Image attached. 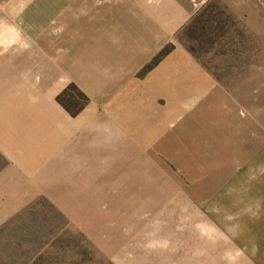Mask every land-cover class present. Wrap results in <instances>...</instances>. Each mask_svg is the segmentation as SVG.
Wrapping results in <instances>:
<instances>
[{
    "label": "crops",
    "instance_id": "1",
    "mask_svg": "<svg viewBox=\"0 0 264 264\" xmlns=\"http://www.w3.org/2000/svg\"><path fill=\"white\" fill-rule=\"evenodd\" d=\"M205 1L0 0V227L40 200L52 203L75 228H85L93 218L91 187L97 185L101 161L107 164V176H100L107 180L102 182L107 184V211L115 212L110 216H126L119 207L129 185L135 199L156 202L135 214L136 223L146 211L173 208L171 216L183 217L184 233L200 235L199 245L192 236L185 245H107L116 264H256L247 245H264L262 187L251 178L248 192H209L210 174L195 177L191 172L214 168L222 182L223 155L250 144V139L240 141V120L224 115L223 84L175 42ZM33 10H40V17ZM97 26L107 29L97 32ZM167 43L173 48L139 73ZM95 49L107 54L99 68L107 73L78 82L74 74L79 73L81 53ZM48 56L57 66L36 69ZM71 82L90 97L75 113L57 99ZM127 88L173 95L132 100L136 113L130 116L128 101L113 98ZM175 123L181 125L170 131ZM179 139L182 144L174 145ZM174 148L216 156L191 167L190 175L184 167L181 179V168L167 156ZM127 150L135 156L132 171L126 162L115 161V154ZM160 169L171 170L173 178L163 177L166 182L161 183ZM159 212L152 215L165 216Z\"/></svg>",
    "mask_w": 264,
    "mask_h": 264
},
{
    "label": "rangeland",
    "instance_id": "2",
    "mask_svg": "<svg viewBox=\"0 0 264 264\" xmlns=\"http://www.w3.org/2000/svg\"><path fill=\"white\" fill-rule=\"evenodd\" d=\"M100 12L101 15L104 12L107 17V10ZM32 13L40 17V10H33ZM195 13L189 24L176 36L175 42L192 49L188 50L223 84L224 115H235V123L238 122L237 119L240 120V141L250 139L251 145L244 143L240 145L239 153L229 151L223 155L225 169L222 182L220 171L214 168L193 169L191 172L195 177L210 174L209 178H206L209 182V192H215L217 189H224L227 193L237 192L238 189L248 192L250 190L247 184L251 183V178H254L255 186L262 187L264 192V0H206ZM104 28L107 29L104 26L96 27L97 32ZM63 53L61 51L58 55ZM106 61L107 54H102L97 49L81 53L78 59L79 73L74 74L75 80L88 83L93 81L95 76H103L107 71L102 72L99 68L101 63ZM55 66L56 61L48 56L41 60L36 69ZM171 94L168 90L127 88L118 91L113 98L124 97L128 101L126 114L134 116L136 111L130 101L167 99ZM58 96V100L72 113L90 101L89 95L72 82ZM99 97L97 94L96 98ZM232 104L234 107H231ZM202 120L196 121V124L202 125ZM180 125L181 123L171 125L170 131H176ZM224 127L229 128L226 121ZM201 130H204L203 126L199 131ZM178 144H182L180 139L174 141V145ZM174 150L176 152L181 149ZM127 152L115 154V161L126 162V169L132 171L135 156L131 150ZM175 152L167 156L176 161V167L181 168L177 173L181 179L184 177V167H187L186 171L190 175L191 167L204 166V163L216 156L212 154L207 157L203 153L191 152L188 149L186 152L184 149L179 153ZM219 161L220 158L218 163ZM247 163H250L249 169L246 168ZM251 164H254V167ZM98 166L102 168H97V177L100 179H97L95 187H91L95 189V209L90 212L93 218L88 219V226L84 228L81 225L80 229H77L52 203L35 201L25 207L19 216L0 227V264H116L107 245H185L190 236L199 245L200 235L184 233L187 227L183 226V217L171 216L173 208L165 211L161 206L156 208V211L165 214L159 217L158 214L152 215L156 211H146L145 216L140 217L136 223L135 214H139L144 206H153L156 202L150 198L149 201L135 199L137 196L130 194L132 188L129 185L126 186L127 195L119 207L121 209L123 206L126 216H110L115 212L107 211V184H102L107 183V180L101 178L102 175L107 176V164L98 161ZM235 166L238 169H232ZM156 172L163 179L161 183L166 182L163 177L173 178L171 170L160 169ZM137 173L141 177L146 176L145 171ZM170 183L173 185V182ZM180 185L184 187L183 184ZM91 199L90 195V201ZM86 229L89 230L85 232ZM247 247L249 252L255 255L256 264H264V245Z\"/></svg>",
    "mask_w": 264,
    "mask_h": 264
},
{
    "label": "trees",
    "instance_id": "3",
    "mask_svg": "<svg viewBox=\"0 0 264 264\" xmlns=\"http://www.w3.org/2000/svg\"><path fill=\"white\" fill-rule=\"evenodd\" d=\"M173 48L172 43L165 44L152 58L150 61H148L140 70L139 73H143L146 70L150 69L152 66H154L161 58H163L171 49ZM189 49V48H188ZM192 51V49H189ZM194 51V50H193ZM59 97V96H58ZM57 97V99H58Z\"/></svg>",
    "mask_w": 264,
    "mask_h": 264
}]
</instances>
